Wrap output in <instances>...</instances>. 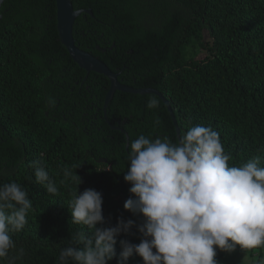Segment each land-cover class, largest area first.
<instances>
[{
  "label": "trees",
  "instance_id": "16d2710c",
  "mask_svg": "<svg viewBox=\"0 0 264 264\" xmlns=\"http://www.w3.org/2000/svg\"><path fill=\"white\" fill-rule=\"evenodd\" d=\"M72 4L74 10L92 11L74 23L76 46L105 63L124 85L162 93L180 136L192 126L211 127L220 134L230 166L259 156L264 167V0ZM56 12V0H5L0 9V185L20 184L33 203L25 228L11 234L16 248L0 264L12 257L14 264H56L72 235L81 230L91 235L87 226L71 222L69 208L71 193L86 189L102 194L105 223L98 228L134 221L129 233L117 237L116 256L108 262L119 264L120 241L138 245L145 238L139 232L143 214L124 208L135 198L124 179L130 145L140 135L167 137L174 144L179 138L166 105L154 94L117 91L106 113L123 131L111 129L103 113L110 81L73 61L60 42ZM152 96L159 99L158 108L147 107ZM36 160L56 182L58 194L37 183L30 167ZM65 167L80 176L79 186L64 180ZM254 250L260 252L254 263L230 261L219 249L216 258L258 264L264 248ZM124 264L144 261L134 254Z\"/></svg>",
  "mask_w": 264,
  "mask_h": 264
},
{
  "label": "clouds",
  "instance_id": "9594fccd",
  "mask_svg": "<svg viewBox=\"0 0 264 264\" xmlns=\"http://www.w3.org/2000/svg\"><path fill=\"white\" fill-rule=\"evenodd\" d=\"M49 102L55 104L51 98ZM159 105L156 96L149 98V109ZM154 124L159 126V118ZM128 160L124 179L132 185L135 198H129L124 208L143 214L139 232L145 238L138 245L121 240L119 264L134 254L144 264H218L217 249L231 253L237 245L245 250L264 248V167L259 166V156L243 166H230L220 134L196 125L175 144L167 137L140 135L130 145ZM30 167L37 183L49 194H58L41 160L32 161ZM63 176L65 181H78V186L82 182L67 167ZM71 197V222L87 226L92 234L81 230L72 235V245L83 248L61 249L56 264H108L116 256L117 237L129 233L134 221L120 219L115 227L98 228L105 223L102 194L86 189L73 191ZM32 209L20 184L0 185V259L9 258L16 248L11 234L25 228ZM15 259H9V264ZM258 264H264V259Z\"/></svg>",
  "mask_w": 264,
  "mask_h": 264
},
{
  "label": "water",
  "instance_id": "95a60500",
  "mask_svg": "<svg viewBox=\"0 0 264 264\" xmlns=\"http://www.w3.org/2000/svg\"><path fill=\"white\" fill-rule=\"evenodd\" d=\"M4 1L5 0H0V9ZM56 7H57V12H56L57 30L59 34V39L61 44L66 48V50L70 54L73 61L76 64H78V66L81 69L85 70L88 74L91 72L101 74L106 78H108L110 81V88L105 98L103 113H104L105 121L111 127V129L123 131L121 128L116 127L109 122L106 113L108 105L117 91L122 93L140 94V95L154 94L157 95L166 105L170 113V116L173 120L174 126L176 128L177 137L180 139V128L178 127L173 109L169 104V101L163 96L162 93H160L158 90L153 88L138 89L124 85L119 81L118 74L112 72L105 63H103L101 60L91 55L90 53L85 52L76 46L73 36L74 23L76 19L79 16H81L83 13L92 15L91 9L74 10L72 0H56ZM1 18L2 15L0 13V19ZM127 139H129L128 135H127ZM128 147H129V143H127L126 145L127 150Z\"/></svg>",
  "mask_w": 264,
  "mask_h": 264
},
{
  "label": "rangeland",
  "instance_id": "374dc122",
  "mask_svg": "<svg viewBox=\"0 0 264 264\" xmlns=\"http://www.w3.org/2000/svg\"><path fill=\"white\" fill-rule=\"evenodd\" d=\"M205 39L209 40V36L205 35ZM221 252L226 256L228 260L233 261V262H239V263H254L257 261L258 254L260 253L258 250H254V249L245 250V249H237V248H235V250L231 253L224 252V251H221ZM262 259H264V252H263ZM218 264H224V263L218 262Z\"/></svg>",
  "mask_w": 264,
  "mask_h": 264
}]
</instances>
